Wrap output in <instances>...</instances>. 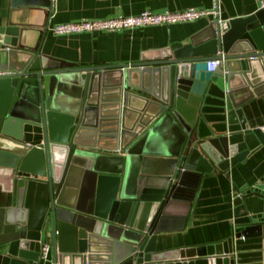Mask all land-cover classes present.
<instances>
[{
	"label": "water",
	"instance_id": "1",
	"mask_svg": "<svg viewBox=\"0 0 264 264\" xmlns=\"http://www.w3.org/2000/svg\"><path fill=\"white\" fill-rule=\"evenodd\" d=\"M54 6L14 5L0 26V71H11L0 74V264H43L44 243L53 264H264L234 255L237 239L264 238V222L158 249L171 224L186 227L202 176L264 143L244 111L264 95V7L131 64L80 66L41 51ZM213 87L227 90L226 130L194 138ZM38 130L42 142L27 143Z\"/></svg>",
	"mask_w": 264,
	"mask_h": 264
},
{
	"label": "crops",
	"instance_id": "2",
	"mask_svg": "<svg viewBox=\"0 0 264 264\" xmlns=\"http://www.w3.org/2000/svg\"><path fill=\"white\" fill-rule=\"evenodd\" d=\"M43 0H0V26L6 25L14 5L40 7ZM214 0H55L54 12L48 18V30L41 43L43 54L77 63L80 66L131 64L139 61L145 51L159 49L173 42H189L200 34L213 17L170 25H153L113 32H82L55 34L50 27L84 19H104L120 14L134 15L145 10H180L188 7L210 8ZM262 0H220L223 21L229 17L247 16L260 9ZM57 5L60 7L57 10ZM35 23L46 20L36 11ZM45 18V19H44ZM10 71V70H6ZM227 90L213 87L202 108L199 124L193 128L194 138L224 134L227 126ZM251 127H264V95L244 105ZM173 134L165 128L157 135L160 152L176 145ZM43 140L40 130L27 137V143L37 145ZM175 143V144H174ZM165 146V147H164ZM264 143L247 158L228 170L205 173L198 185L186 227L169 226L161 235L159 250L186 245L210 243L230 237L236 227L264 222ZM190 223H192L190 225ZM237 263H257L263 260L264 238H239L235 245ZM43 264H53L51 252Z\"/></svg>",
	"mask_w": 264,
	"mask_h": 264
},
{
	"label": "built area",
	"instance_id": "3",
	"mask_svg": "<svg viewBox=\"0 0 264 264\" xmlns=\"http://www.w3.org/2000/svg\"><path fill=\"white\" fill-rule=\"evenodd\" d=\"M264 7V0L261 2ZM204 17H213L219 23L223 22L221 17L220 0H214L210 8L188 7L180 10L151 11L145 10L134 15L120 14L104 19H84L66 23H58L50 27L55 34H75L82 32H113L123 31L132 28L146 27L153 25H170L195 21ZM210 71L216 70L219 60L208 62ZM11 73V71H0V74ZM264 195V188L262 190ZM51 245L43 244L42 257L46 261L49 259Z\"/></svg>",
	"mask_w": 264,
	"mask_h": 264
}]
</instances>
